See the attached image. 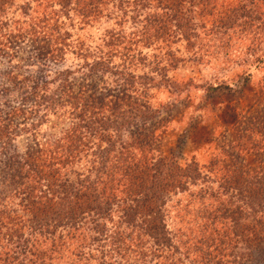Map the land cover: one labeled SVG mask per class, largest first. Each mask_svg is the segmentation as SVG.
Returning a JSON list of instances; mask_svg holds the SVG:
<instances>
[{"label":"trees","instance_id":"trees-1","mask_svg":"<svg viewBox=\"0 0 264 264\" xmlns=\"http://www.w3.org/2000/svg\"><path fill=\"white\" fill-rule=\"evenodd\" d=\"M121 1L0 0V58L14 42L30 40L38 59L58 64L70 52L79 61L19 82L13 71L7 74L21 99L0 117V264H257L264 258V172L243 162L200 166L161 153L162 121L148 93L177 65L168 48L177 33L189 43L195 22L212 15L252 27L264 15V0H236L233 7L216 0H133V8ZM110 8L122 16L111 17ZM13 11L25 19H14ZM74 17L83 27L116 19L119 26L137 21L139 28L127 35L108 31L95 47L80 42L68 51L65 20ZM123 42L127 52L115 64ZM140 45L153 48L151 58L130 53ZM27 103L31 114L40 113L31 127L60 112L68 123L24 154L5 153L15 138L11 120L26 114Z\"/></svg>","mask_w":264,"mask_h":264},{"label":"rangeland","instance_id":"rangeland-1","mask_svg":"<svg viewBox=\"0 0 264 264\" xmlns=\"http://www.w3.org/2000/svg\"><path fill=\"white\" fill-rule=\"evenodd\" d=\"M132 1L121 2L131 5ZM235 1L216 0V4L233 7ZM16 2L19 3V0ZM261 10L264 13V7ZM126 11L129 17L133 16V9L126 8ZM108 13L111 17L122 16L121 11L113 8ZM141 15L139 21H143L144 12ZM10 16L19 21L25 19L19 11H13ZM77 19L65 20L64 30L69 34L71 43L68 51L80 42L93 48L100 44L108 31L127 35L134 32L135 25L139 28L137 21L135 24L126 19L122 21V26L116 24V19H99L83 27L77 23ZM242 22L219 23L212 15L204 21L195 22L193 32L187 33L189 43L182 41L179 33L175 35L168 48L177 58V65L164 75L168 80L148 93L150 103L160 113L158 119L162 123L158 129V148L164 155L175 156L180 162L195 161L200 166L210 161L243 162L264 172V42L257 41L258 33L264 35V30H256L261 23L264 26V15L252 27H244ZM247 23L252 24V21L248 20ZM10 41H13V37ZM124 46L128 47V44L123 42L120 48H115V64H120V59H124L121 57L127 52ZM152 49L140 45L130 53L137 56L140 52L151 58ZM193 53L200 57L198 61H192ZM8 55L10 57L0 58V117L2 115L3 118L9 111L8 107L17 105L21 99L15 90L18 86H13L11 80L9 83L6 81L10 71L18 76L19 82L38 71L42 72L41 75H47L46 72L73 68L79 64L70 52L58 64L38 59L30 40L14 42L13 46L11 44ZM165 61V65H168L169 57ZM135 67L136 72L142 69L140 65ZM188 81H192L191 85L186 84ZM218 84L227 85L230 89L209 92L206 88ZM30 105L27 103L25 110ZM27 111L11 120L10 128L15 138L5 153L24 154L35 143L56 137L68 123L67 116L59 115L60 112L47 117L41 126L31 127V123L35 124L39 120L40 113L31 114ZM1 157L0 161L3 159ZM170 225L174 230L179 227L173 214ZM262 260L263 257L258 259L257 264H264Z\"/></svg>","mask_w":264,"mask_h":264}]
</instances>
